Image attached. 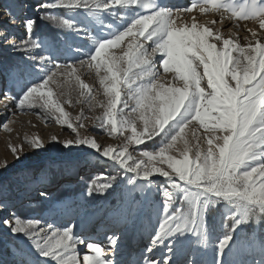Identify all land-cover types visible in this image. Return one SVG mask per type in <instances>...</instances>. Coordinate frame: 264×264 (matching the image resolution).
I'll return each mask as SVG.
<instances>
[{"label":"snow or ice","instance_id":"obj_1","mask_svg":"<svg viewBox=\"0 0 264 264\" xmlns=\"http://www.w3.org/2000/svg\"><path fill=\"white\" fill-rule=\"evenodd\" d=\"M111 5H119L126 13L134 14L124 30L112 32L111 38L89 36L94 50L77 49L85 58L74 63L62 65L55 59L56 50L47 41L33 36L34 19L26 20L25 36L19 42L14 35L0 32V47L24 52L36 78L21 96L13 97L16 107L22 111L38 107L45 117L66 125L77 138L65 140L64 147L87 146L110 159L123 170L129 194L160 193L159 226L146 251L153 255L166 254L159 260L145 259V264H179L173 257L181 256L193 244L211 246L213 235L206 216L211 208L223 202L227 213L223 232L215 243V264H225V249L231 255L236 251L237 244L230 242L237 228L249 221L264 225V43L257 39L254 44L242 46L233 38H224L207 25L197 23L195 18L190 26L178 25L177 21L183 12L199 6L202 13L215 10L222 16L230 13V19L256 20L264 29V0H195L186 9L163 5L157 0H93L92 3L46 0L38 8H67L74 12L83 9V15L98 19L99 13ZM136 9L147 10L149 14ZM44 18L76 30L74 19L42 14L41 19ZM84 31L87 33L86 26ZM249 31L252 37L257 36ZM129 37L122 55L110 52ZM149 41L150 50L146 47ZM85 67L95 70L105 97L103 101L89 103L90 109H103L102 116L94 119L110 136L118 134L123 139L119 147L101 148L94 138L81 136L58 98L64 96L66 102H71L65 85L74 78L81 89L79 97L95 100L91 88L78 74ZM164 74H171L170 83L164 82ZM52 85L61 89L59 94ZM125 109L129 110L125 112ZM137 121L141 122L139 128ZM193 122L206 134V148L201 147L196 128L192 129L195 144L186 138V129ZM79 127L84 124L80 123ZM155 137H160L157 148L146 147L138 156L129 151L130 145L154 141ZM31 145L43 147L38 137ZM12 151L16 162H21L20 152L15 147ZM8 166L7 162L3 164L5 169ZM155 175L163 177L164 183L154 181ZM116 180V176L92 179L86 196L104 194ZM3 223L12 234L27 238L40 257L49 258L54 264H114L106 259L108 249L74 232L75 221L57 225L42 219H22L12 213L11 219L6 218ZM117 240L114 235L107 237L113 253ZM79 245L89 250L82 258ZM259 248L264 252V242ZM191 255L190 264H200L195 250ZM42 264H48V259ZM258 264H264V257Z\"/></svg>","mask_w":264,"mask_h":264},{"label":"rangeland","instance_id":"obj_2","mask_svg":"<svg viewBox=\"0 0 264 264\" xmlns=\"http://www.w3.org/2000/svg\"><path fill=\"white\" fill-rule=\"evenodd\" d=\"M46 0H0V32H8L17 38V42L25 36V22L27 19L40 18L45 9H39L38 5ZM90 3L93 0H89ZM158 3L188 8L195 0H157ZM135 7V6H133ZM210 7V6H209ZM55 13L57 8L52 9ZM141 14H149L147 10L136 9ZM83 9L77 11L69 10L64 14L63 19H74L77 21L76 30L68 28L69 37L64 43V52L57 53V59L62 65L74 63L77 59L85 57L77 53V49L87 52L94 50V45L89 36L111 38L112 32L123 31L126 22L134 13H126L125 9L119 5H111L108 9L99 13L98 19L85 16ZM11 13V14H10ZM80 13V14H78ZM230 13L221 15L220 12L209 10L201 12L199 6L191 12H183L177 24L187 23L189 26L195 21L201 25H207L213 32H219L224 38H233L242 46L252 42L264 43V29L260 28L256 20H236L229 18ZM16 18L13 20L12 17ZM215 21V23H213ZM87 27V33L84 31ZM256 32L254 38L251 32ZM47 41V38H40ZM130 37L122 42L120 47L111 49L117 55H122L127 50ZM141 40L143 38H140ZM218 46H219V42ZM151 42H146V47L150 50ZM52 48V47H51ZM12 49L0 47V57ZM235 55V53H234ZM25 66L14 70L10 76L6 77L0 69V264H42L48 259V264H54L49 258H42L32 247L30 241L22 234H12L10 229L4 225L3 220L11 219L12 213L23 204H30L36 200H44L48 193L54 191L64 183L72 184L81 176H91L92 179L101 176H116L117 180L113 186L104 194H93L86 196L89 182L76 197L66 196L64 199L53 202L39 215L32 213L22 219H42L57 225H63L75 221L74 232L79 233L89 242H95L108 249L106 259L112 260L114 264H145V259L159 260L166 254L156 252L155 255L146 250L151 244V239L155 235L159 226L160 207L162 197L159 192L131 193L127 191V178L123 176V170L119 169L110 159L101 156L97 151L87 146H69L65 148V140H75L76 133L61 125L52 117H45L40 108L20 110L16 107L13 97L22 95L26 87L35 80L34 70L29 67L31 61L26 60ZM157 68H160L159 54L156 57ZM79 67L78 65H76ZM162 71V69H160ZM78 74L81 80L89 85L92 90L91 97H79L81 91L79 84L73 79L65 85V89L70 91L71 102H66L64 96H59L64 110L72 118L74 126L83 137L94 138L101 148L109 145L119 147L123 139L116 135H109L104 127L100 125L95 117L103 114L100 107L91 108L89 103L95 104L97 101L105 99L103 89L99 84V79L94 69L87 67L79 69ZM164 82H171V74H164ZM206 84L203 82L202 86ZM55 93L59 94L61 89L52 85ZM14 89L15 93H12ZM7 93L8 95H5ZM132 104L130 102L129 109ZM129 109H125L127 112ZM77 117H80L78 120ZM83 123L84 127H79ZM138 128L141 122L137 121ZM196 128L195 122L186 129V138L190 144H195L192 129ZM200 136L202 148H206L205 133L203 129L196 128ZM129 133H125L128 135ZM222 134V133H218ZM163 135V134H161ZM39 138L43 147L33 148L31 141ZM56 137V140H53ZM155 142L147 150H153L159 145L160 137H155ZM182 146V144H181ZM15 147L22 156L21 162L17 163L12 148ZM146 148L145 144L130 145L129 151L133 155L139 154ZM193 151L195 149L193 148ZM7 162L8 168L3 164ZM128 175H132L129 173ZM157 183H164V178L158 175L152 177ZM45 192V198L40 197V193ZM112 192V193H111ZM107 196V198H105ZM109 196V197H108ZM219 207L220 217H225L227 209L224 203H218L213 208ZM223 221L220 222L219 233H213V244L208 248L202 246L192 247L185 250L179 257H173L179 264H190L192 251L195 250L197 260L200 264H215L216 251L215 243L223 232ZM241 226H239L233 236V241L237 248L232 255L225 249L223 259L225 264H258L264 252L259 248L260 241L254 232L242 233L237 236ZM116 236L118 238L113 253V247L108 244L107 237ZM193 241L195 238H192ZM131 243V244H130ZM81 250V258L89 250L84 246L78 247ZM89 254H91L89 252Z\"/></svg>","mask_w":264,"mask_h":264},{"label":"trees","instance_id":"obj_3","mask_svg":"<svg viewBox=\"0 0 264 264\" xmlns=\"http://www.w3.org/2000/svg\"><path fill=\"white\" fill-rule=\"evenodd\" d=\"M68 11L69 9L67 8H57L54 13L52 9H45L43 15L47 17V15L51 14L63 19L64 14ZM34 20L36 21V24L34 27L33 36L38 38H47L51 47L56 50V53L64 52L66 49L64 41L69 37V29L47 18L41 19V17H36ZM24 66V52L13 50L0 57V69L6 77L10 76V73L14 70L18 71ZM12 93L16 94L14 89H12ZM155 141L156 139H154V141H146L144 144L148 148ZM91 179V176H81L72 184L64 183L54 189V191L49 192L48 197L44 200L36 199L32 205L27 203L23 204L15 211L17 215L20 217L22 216L23 218L28 217L32 213L39 216L49 204L62 200L66 196L76 197V195L86 187V181ZM105 198H107V196H105ZM220 212L221 211L219 207L211 208L208 215L206 216L209 227L214 234L219 233L220 222L224 220L223 217H220ZM250 232H254L260 241H264V225H257L254 221H249L247 224L241 225L237 236L242 233Z\"/></svg>","mask_w":264,"mask_h":264},{"label":"bare ground","instance_id":"obj_4","mask_svg":"<svg viewBox=\"0 0 264 264\" xmlns=\"http://www.w3.org/2000/svg\"><path fill=\"white\" fill-rule=\"evenodd\" d=\"M40 197L45 198L46 196H41V195H40ZM130 244H131V243H130ZM80 246H84V245H79L78 247H80ZM79 251H80V255H81V250L79 249Z\"/></svg>","mask_w":264,"mask_h":264}]
</instances>
